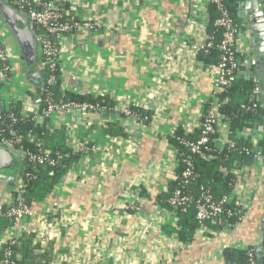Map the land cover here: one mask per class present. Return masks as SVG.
Here are the masks:
<instances>
[{
    "label": "crops",
    "instance_id": "1",
    "mask_svg": "<svg viewBox=\"0 0 264 264\" xmlns=\"http://www.w3.org/2000/svg\"><path fill=\"white\" fill-rule=\"evenodd\" d=\"M46 1L89 25L62 40L61 96H106L113 108L103 116L82 112L80 120L75 110L49 119L50 130L64 128L67 147L76 150L89 144L98 149L80 155L52 193L31 205L33 215L21 219L12 232L17 237L32 233L34 243L46 253V264H224L225 250L255 249L264 204L260 161L251 160L240 170L239 186L252 197L245 219L234 231L204 227L183 244L176 234L163 230L177 222L173 212L162 206L178 167L170 138L177 130L191 134L199 128L214 74L213 65L192 59L178 46L181 40H193L191 24L206 19L212 24L208 5L201 0L194 11L190 0ZM6 49L15 58V48ZM31 72L39 73V87L38 81L27 79L28 73L13 64L10 80L0 88L2 107L8 106L10 97L14 102L29 97L20 103L36 109L33 98L40 99L42 68L34 66ZM125 107L145 110L149 123L121 116ZM111 125L125 136L110 135ZM228 134L224 120L217 129L219 143L227 142ZM236 136L241 138L240 131ZM21 164L17 161L7 176L15 178ZM13 189L8 181H0V203L7 202ZM127 197L136 208L123 211ZM67 215L66 226L62 220ZM7 234L0 235V243Z\"/></svg>",
    "mask_w": 264,
    "mask_h": 264
},
{
    "label": "built area",
    "instance_id": "2",
    "mask_svg": "<svg viewBox=\"0 0 264 264\" xmlns=\"http://www.w3.org/2000/svg\"><path fill=\"white\" fill-rule=\"evenodd\" d=\"M11 7L15 8L19 12L25 14L34 25L35 35L39 47L40 62L42 71L47 72L45 79L43 80L42 87L52 86L57 83V78L54 72L59 62L60 48L64 37L73 34L81 27L89 26L88 23H82L74 17L68 16L64 11L58 10L51 2L46 0H5ZM205 5H213L217 13V17L212 22V28L215 29L209 32V19L205 22L190 25V29L194 30L193 40H181L179 42V48L186 50L192 59H197L200 53H207L208 50L215 49L219 52V60L216 65H213L212 76V89L200 120L199 128L201 130L199 138L194 141H184L177 139L181 144L186 146L192 154H201L202 151H209L207 144L210 141V137L213 138V145L215 150H221L225 145L229 147L232 143L228 140L225 143H219L217 137V129L226 120L219 113V101L218 95L229 86L230 77H242L245 73V63L248 55V39L245 32V27L241 24L237 26L234 20L231 18L230 13L224 5V0H203ZM191 10L199 9L201 0H190ZM219 30V35L216 32ZM0 38V86L7 84L10 80V73L13 66L12 58L10 57L4 42ZM60 70V68H59ZM253 88L249 96V109L253 110L257 107L258 102L256 98L259 94V89L256 82L253 80ZM45 91V90H44ZM9 104H11L12 98H9ZM25 97L20 102L29 101ZM1 104V103H0ZM43 109L37 114L36 109H26V105L22 106L21 111L23 114L33 115L32 120L36 123L40 120L51 119L52 116L64 113L69 110L79 109L82 112H88L99 108L97 105L90 103H78L74 101H64L63 99L55 100L52 95L48 94L43 97ZM2 106V104H1ZM103 111V108H100ZM121 116L136 119L139 123H149L148 118H139L134 114L130 107H125L120 112ZM13 116L10 115L9 118ZM1 127V122H0ZM241 138L248 140L253 149V160L262 162V150L259 148L260 142H262L263 136L258 132L257 127H245L241 131ZM10 138L7 143L16 148L27 163L33 167L39 166H54L57 164V160L51 156L50 151L46 150L41 140H35L34 150L24 149L21 142L22 137L15 134V132H9ZM1 141V140H0ZM6 142V141H5ZM98 148L95 145L80 144L76 151L82 155L85 152H92ZM249 154L248 151H246ZM178 154V153H177ZM179 162L185 163V168L181 172V180L179 186L174 189L172 195L168 199V206L172 208H179L185 211L187 207L193 205L196 211V219L200 225L199 229H203V223L207 220H215L219 227V231L232 232L237 225L245 219V213L248 208L249 199L252 197V193L244 195L240 183H237L232 192L223 196L218 201L211 199L209 193L203 189L199 197L195 198L190 194L183 193L182 189L189 183L193 177V170L186 159L180 158L177 155V165ZM75 166L73 164L69 169ZM241 168L234 169V173L238 176V180L243 177L240 171ZM243 181V180H242ZM129 197L124 199L121 209L123 211L133 210L136 207L132 204V201L128 200ZM8 206L3 210V206ZM0 215H4L10 219L11 225L8 229V234L1 237L0 249L2 245H8L4 249V257L0 260V264H13L11 260L12 251L10 247L15 243L17 233L12 231L16 230L19 221L25 217H31L33 215L32 210L21 199L13 200L7 198V202L0 203ZM67 215L65 220H62L64 225H68ZM231 222H226V220ZM49 229V228H47ZM42 238L48 240V235L44 232H39ZM51 233L49 232V235ZM52 235H54L52 233ZM246 259L243 263L237 262H225L224 264H257L255 249L246 248Z\"/></svg>",
    "mask_w": 264,
    "mask_h": 264
},
{
    "label": "trees",
    "instance_id": "3",
    "mask_svg": "<svg viewBox=\"0 0 264 264\" xmlns=\"http://www.w3.org/2000/svg\"><path fill=\"white\" fill-rule=\"evenodd\" d=\"M237 0H224V5L231 18L237 26L241 25L236 16L235 6ZM209 12L212 13L211 22L217 17V13L213 5L208 7ZM212 25L209 27V32L214 31ZM219 30L216 32L217 35ZM198 58L208 63L209 65H216L219 60V52L215 49L208 50L207 53H200ZM59 62L56 68L57 83L52 86L40 87L39 97L40 102L36 103V111L39 115L43 109V97L45 95H52L55 100L63 99L64 101H74L78 103H90L97 105L99 108L90 110L94 114L103 116L106 112H112L113 103L106 96L75 98L73 96H65L60 94L59 90ZM47 72L42 71V80L45 79ZM43 84V83H42ZM44 85V84H43ZM253 80L247 81L243 77H230L229 86L218 95L219 113L224 119L228 121V138L232 145L229 147L225 145L223 149L215 150L213 145V138L207 144L209 151H202L201 154H192L186 146L179 142V139L184 141L194 142L201 133L200 128L196 129L191 134H185L182 130H177L170 138V142L175 146L177 153L181 160L186 159L193 170V177L189 183L182 189L183 193H188L197 198L203 189L207 191L212 200L218 201L223 196L233 191L238 183V176L234 173V169L242 168L245 164H249L253 160V145L248 140L238 138L236 136L238 131L245 127H259L262 123V113L260 105L253 110L249 109V96L253 88ZM1 88V86H0ZM45 90V91H44ZM33 98V97H32ZM0 89V101H1ZM100 108H103L101 111ZM131 111L139 116V118L150 117L145 110L137 107H130ZM12 115V118L9 116ZM33 115H25L21 111L20 102H12L8 106L2 107L0 104V140L8 141L10 138L9 132L13 131L16 135L22 137V146L27 150H34L35 140H41L46 150L50 151L51 156L57 160L54 166H39L33 167L29 165L26 159H23V169L17 187L10 193V198L13 200L21 199L24 203L31 207L44 200L60 181L61 177L68 171V169L80 160V153L76 150L66 146V135L64 128L58 130H50L48 128L49 119L43 122L36 123L32 120ZM109 132L112 136L124 137V133L118 127L109 126ZM89 145V144H88ZM90 146V145H89ZM259 148H264V142H260ZM249 152V154L246 153ZM177 154V155H178ZM185 168V163L179 162L176 174L172 177L169 191L166 199L162 204L164 208L169 209L176 216L177 222L175 227L164 226L163 230L167 234L174 233L178 240L183 243H190L193 240L194 234L200 228L196 219V211L193 205L182 211L179 208H170L168 206V199L172 195L174 189L179 186L181 180V172ZM29 203V204H27ZM8 206L4 205L3 210ZM226 222H231L229 219ZM11 225L10 219L4 215H0V235L6 233ZM206 231H219L220 227L215 220H207L203 223ZM206 234V233H205ZM34 235L32 233L24 234L16 237L15 243L10 247L12 251L11 260L13 264H46L48 262L46 253L41 251L38 245L34 243ZM8 245H2L0 249V260L4 257V249ZM224 257L226 262L243 263L246 259L245 250H225ZM263 259L261 264H263Z\"/></svg>",
    "mask_w": 264,
    "mask_h": 264
},
{
    "label": "water",
    "instance_id": "4",
    "mask_svg": "<svg viewBox=\"0 0 264 264\" xmlns=\"http://www.w3.org/2000/svg\"><path fill=\"white\" fill-rule=\"evenodd\" d=\"M235 11L237 18L244 23L248 39L245 80H254L259 89L256 101L260 105L262 123L257 129L262 134V141L264 142V0H237ZM0 24L14 41L15 58L17 60V62H14L19 65L21 70L28 73L27 79L38 81L36 85L39 87V73L31 72L34 66L37 67L40 65V68H42L33 22L25 14L11 7L5 0H0ZM38 100L40 99L37 98L36 100L35 97L33 98L34 103H37ZM75 115L80 120L82 111L76 109ZM77 122L80 123L79 121ZM23 159V155L16 148L11 147L7 142L1 140L0 181H8V186L15 188V179L18 180L23 169H25ZM17 161H20L22 164L17 168V172L15 171V178L8 177L7 173L15 169ZM262 162L264 163V148L262 149ZM262 211L259 240L255 246L257 264H261L262 257H264V204Z\"/></svg>",
    "mask_w": 264,
    "mask_h": 264
},
{
    "label": "rangeland",
    "instance_id": "5",
    "mask_svg": "<svg viewBox=\"0 0 264 264\" xmlns=\"http://www.w3.org/2000/svg\"><path fill=\"white\" fill-rule=\"evenodd\" d=\"M0 38H2L1 40L4 42V46L5 47L6 46H10L11 48H15L14 41H13L12 37L7 33V31L4 30V28H3V26L1 24H0ZM12 61H13V64L15 62H17L16 58H13L11 60V64H12Z\"/></svg>",
    "mask_w": 264,
    "mask_h": 264
},
{
    "label": "flooded vegetation",
    "instance_id": "6",
    "mask_svg": "<svg viewBox=\"0 0 264 264\" xmlns=\"http://www.w3.org/2000/svg\"><path fill=\"white\" fill-rule=\"evenodd\" d=\"M244 26V23L242 24ZM245 27V26H244Z\"/></svg>",
    "mask_w": 264,
    "mask_h": 264
}]
</instances>
